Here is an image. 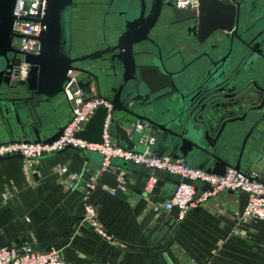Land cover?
<instances>
[{
  "label": "water",
  "instance_id": "1",
  "mask_svg": "<svg viewBox=\"0 0 264 264\" xmlns=\"http://www.w3.org/2000/svg\"><path fill=\"white\" fill-rule=\"evenodd\" d=\"M132 1L136 10L119 12L118 27L104 37L101 47L79 55L71 51L73 0H44L38 51H20L29 64L22 82L15 78L17 70L10 57L17 52L12 45L15 0H0V132L9 136L7 141L56 139L64 124H60L56 109L53 107L51 114L47 106L62 96L67 102L64 94L71 70L70 92L95 91L111 103L108 132L124 147L142 152L147 144L141 139L148 142L152 137L150 147L159 155L166 153L185 163L196 158L215 174L222 175L232 167L264 180V78L256 59H249L250 53L242 54L249 36L246 8L252 2L198 0L196 8L183 9L163 0ZM256 3L264 10V0ZM164 9L175 22L198 20L206 35L216 28L234 35L241 28L237 40L242 47L228 60L187 63L156 46L150 50L147 44L153 39L149 32ZM244 109V117H238ZM105 111L98 107L76 136L100 142ZM11 156L22 157H6ZM114 161L143 174L138 183L141 189L150 177L155 178L149 197L157 203L171 198L181 181L196 187L195 197L209 186L166 170L124 159ZM169 219L164 224L171 225Z\"/></svg>",
  "mask_w": 264,
  "mask_h": 264
},
{
  "label": "crops",
  "instance_id": "2",
  "mask_svg": "<svg viewBox=\"0 0 264 264\" xmlns=\"http://www.w3.org/2000/svg\"><path fill=\"white\" fill-rule=\"evenodd\" d=\"M47 107L51 114L56 109L60 124L67 121L70 108L63 96ZM8 138L0 132V142ZM114 160L85 200L80 188L63 185L54 168L64 163L89 174L100 165L94 151L67 147L45 154L33 174L26 173L22 157L0 158V246L36 250L56 244L66 264H264V219L241 218L244 193L219 192L175 221L176 210L170 216L151 208L155 201L138 186L143 174ZM201 162L187 161L195 166ZM120 169L127 172L125 190L112 194ZM86 202L96 208L100 225L113 240L81 222ZM167 218L171 225L164 224Z\"/></svg>",
  "mask_w": 264,
  "mask_h": 264
},
{
  "label": "built area",
  "instance_id": "3",
  "mask_svg": "<svg viewBox=\"0 0 264 264\" xmlns=\"http://www.w3.org/2000/svg\"><path fill=\"white\" fill-rule=\"evenodd\" d=\"M174 7L192 9L197 7L198 0H163ZM44 0H15L12 14L14 15L12 44L20 51L37 53L38 35L41 31V18L43 13ZM17 74L15 78L25 81L27 78L29 64L20 56L15 65ZM71 79L65 86V98L69 104V117L64 123L61 134L49 142L42 141H4L0 142V158L13 154H21L25 162L27 174L38 173V160L45 154L55 153L68 146L94 151L102 156L98 169L84 174L82 171L69 168L67 164L60 163L54 168L62 179L63 185L68 189L80 188L86 200L88 194L100 182V176L112 164L114 159H124L135 164H141L156 169L166 170L171 173L188 177L194 180L207 182L209 186L195 197L196 187L193 184L179 182L171 198L163 203L153 202L151 208L156 212L170 214L176 210L175 221L181 220L186 213L206 202L212 196L225 190H239L246 196V201L240 210V216L244 219H264V180L256 178L253 173H243L232 167H228L222 175L206 170L203 165H190L181 159H175L164 153L157 154L150 144L154 142L151 137L145 142L147 147L139 152L128 149L118 143L108 132V125L112 116V105L104 97L96 94L85 96L77 89L74 92L68 90V85L74 79L71 70H68ZM103 106L106 108L103 122V131L100 142H92L76 136V132L84 127L86 121L94 114L95 110ZM116 186L109 189L110 193L117 190H125L127 172L120 169ZM145 190L150 192L155 178L150 177ZM3 198L8 193L2 194ZM85 212L81 222H85L95 229L104 238L113 240L100 225L97 219L96 208L90 203H85ZM0 264H66L62 256V248L51 244L43 249H30L25 245L8 244L0 246Z\"/></svg>",
  "mask_w": 264,
  "mask_h": 264
},
{
  "label": "flooded vegetation",
  "instance_id": "4",
  "mask_svg": "<svg viewBox=\"0 0 264 264\" xmlns=\"http://www.w3.org/2000/svg\"><path fill=\"white\" fill-rule=\"evenodd\" d=\"M248 1L252 2L246 8L249 12L247 13L248 19L245 26L249 36L245 37L246 48H242V54L243 57H246L250 53L249 59H256L259 74L264 78V10H260V6L256 3L257 0ZM74 6L73 0L70 15L71 51H75L80 55L86 53L82 49H76V45L82 40V32L85 27L83 19L85 17H78V21L75 22L76 10ZM128 10H136L132 0H107L105 2L104 10H102L99 20L101 30L100 44L93 49L100 48L104 37L110 33L112 28L118 27L117 21L121 17L118 15L119 12ZM241 30V28H237L236 33L232 35L227 30L216 28L206 35V32L199 27L198 20L191 19L175 22L167 11L162 10L149 32L153 42H148L147 45L150 50H153L156 46L161 49L162 53L172 55L177 59L181 58L186 63L189 61L207 60L208 58L228 60L236 55L238 47H242L237 40ZM203 38L204 40L201 41L200 39ZM252 38H254L253 41H251ZM13 47L17 52L10 54V57H12L11 64L13 69H16L15 65L20 58V49L16 45H13ZM245 112L244 109L237 116L240 118L244 117Z\"/></svg>",
  "mask_w": 264,
  "mask_h": 264
},
{
  "label": "rangeland",
  "instance_id": "5",
  "mask_svg": "<svg viewBox=\"0 0 264 264\" xmlns=\"http://www.w3.org/2000/svg\"><path fill=\"white\" fill-rule=\"evenodd\" d=\"M106 1L107 0H74V8L76 10L75 22L78 21V17H85L84 19L82 18L85 22V27L82 32V40L76 45L77 50L82 49L84 50L83 52H87L89 51L87 49L91 50V47L95 48L100 44L101 30L99 20Z\"/></svg>",
  "mask_w": 264,
  "mask_h": 264
}]
</instances>
